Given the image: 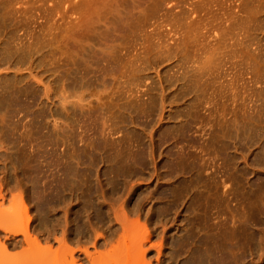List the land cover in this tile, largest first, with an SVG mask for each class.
<instances>
[{
  "label": "rangeland",
  "instance_id": "374dc122",
  "mask_svg": "<svg viewBox=\"0 0 264 264\" xmlns=\"http://www.w3.org/2000/svg\"><path fill=\"white\" fill-rule=\"evenodd\" d=\"M65 1L0 0V216L15 232L9 245H19L1 253L0 262L69 264L64 259L73 255L74 264H220L216 245H187L181 253L179 245L163 243V236L177 238L189 230L183 213L164 224L148 220L153 202L145 200L134 211L136 199L157 185L148 156L139 175L124 169L116 190L106 185V160L97 162L91 184H69L50 142L62 124L46 117L93 107L108 117L127 105L139 111L142 84H151L155 114L163 88L165 115L172 116L192 95L171 106L169 102L200 74L196 68L207 58L213 60L209 67L218 83L200 97L207 102L200 116L217 110L228 118L234 105L251 106L264 84H256L249 70L235 64L240 59L231 55L234 47L223 50V44H212L206 50L216 52L206 55L202 47L214 33L223 41L242 35L247 43L264 44V28L253 29L255 18L264 20V0H124L128 5L122 6L115 4L122 0ZM171 38H178L172 48ZM84 48L88 57L80 59ZM19 55L26 56L22 65L9 63ZM10 92L12 98H7ZM97 177L108 192L107 201L94 187ZM133 184L135 194L128 199L125 194ZM234 204L224 209L211 198L205 206L223 219L232 217ZM91 205L101 222L89 218ZM5 236L0 232V245Z\"/></svg>",
  "mask_w": 264,
  "mask_h": 264
},
{
  "label": "bare ground",
  "instance_id": "6f19581e",
  "mask_svg": "<svg viewBox=\"0 0 264 264\" xmlns=\"http://www.w3.org/2000/svg\"><path fill=\"white\" fill-rule=\"evenodd\" d=\"M137 1L131 0V3ZM250 3L245 4V9ZM115 4L128 5L124 0ZM253 24L256 31L264 28L263 19L257 21L255 18ZM208 39L202 47V51H205L202 54L216 52L212 48L206 49L219 43L223 44V50L234 47L231 55L240 59L235 64L249 70L256 84H264V44L252 39L247 43L242 35L236 41H223L218 33L209 35ZM177 41L178 38H171L170 48ZM15 52L13 50L8 56ZM151 56L153 54L147 58ZM87 57L88 49L84 48L80 59ZM25 59L26 56L19 55L8 61L20 66ZM212 61L207 58L204 66L196 68L200 74L191 78L192 82L185 89H181L185 93L182 91L169 102L168 106H171L176 100L182 101L184 95H192L188 104L183 101L181 105L184 107L178 106L174 115H165L163 88L160 109L155 114L157 106L156 99L151 95V84H142L140 89H145L138 98L142 105L139 111L127 105V108L118 107L110 117L100 107L73 109L69 116L61 112L50 113L46 118L54 119V124H57L56 121L62 124L53 133L50 142L57 148L62 176L69 184L82 180L91 184L92 172L97 173V162L106 160L110 164L105 173L106 185L112 191L119 186L118 178L123 177L124 169L139 175L145 168L148 156L152 177L157 185L146 196L136 199L137 210L134 211L139 212L146 201L148 204L153 202L148 220L174 223L183 213L189 229L177 238L163 236V243L168 241L167 245H179L177 251L181 253L187 245H216L220 264H264V87L258 89L255 104L246 107L234 105L228 118L217 115V110L215 114L210 111L208 116L202 118L200 113L207 102L200 97L206 88L218 83V77L213 76L214 71L209 67ZM62 87L63 90L69 88L66 83ZM11 94L6 97L12 98ZM258 101L260 104L257 105ZM231 102H235V99H231ZM119 133L122 135L114 138ZM255 146L256 149H253ZM134 186H129L125 194L128 199L135 194ZM94 187L100 197L107 201L108 192L104 190L100 177H97ZM211 198L224 209L230 208L232 201L235 202L232 217L222 219L208 213L205 205ZM42 207L43 204L40 205ZM90 211L92 215L89 214V218L102 221L94 205H91ZM202 230L204 235L201 236ZM0 232L6 234L3 245H0V254L19 246L9 245L8 241L15 237V232L7 227L1 216ZM23 235L26 241V229ZM64 262L74 264L75 258L70 255ZM10 264L25 263L17 261Z\"/></svg>",
  "mask_w": 264,
  "mask_h": 264
}]
</instances>
